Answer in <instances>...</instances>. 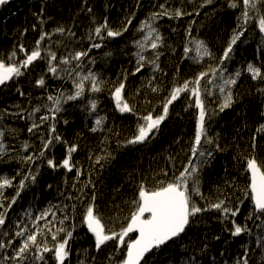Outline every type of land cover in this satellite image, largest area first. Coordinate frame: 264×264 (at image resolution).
<instances>
[{"label": "trees", "instance_id": "trees-1", "mask_svg": "<svg viewBox=\"0 0 264 264\" xmlns=\"http://www.w3.org/2000/svg\"><path fill=\"white\" fill-rule=\"evenodd\" d=\"M22 4V2H19L17 6H12L10 3L6 5L9 6L7 10L10 12ZM162 4L166 6L174 5L185 13L198 12L200 19L192 17V20L189 19L188 21L182 19L179 22L181 25L174 21L168 24L167 29L172 32V37L168 38V42L164 43V46L159 49L162 53L158 61L160 71L154 72L151 65L146 64L143 72L140 73L141 76H133L131 73L134 66L129 62L130 58L124 60L118 56L103 53L100 62L105 63L108 69L98 72L93 71L103 81L102 91L94 93L91 98L84 95V97L75 100L77 111L67 119V124L61 125L64 127L63 130L58 128L60 136L67 141L68 145L73 143L79 145L78 150L72 156V161L77 167L71 172L63 168L53 170L48 168L46 164L39 167L36 182L30 184V190L25 189L21 193L16 204L10 209L5 225L0 227V240L5 243L8 240L14 242L7 249L0 250V264H17L16 261H5L3 259L5 256H13L15 249L22 242L23 237H16L15 233L25 225L31 230L36 222L35 217L46 209H50L55 213L56 220L53 223L56 224V227L60 226L56 221L63 218L65 213L72 215L77 225L73 232V239L69 241L71 256L65 264H80V261H84V264H115V261H119V256L107 253L109 247L96 252L92 235L82 225L83 215L91 202V197L95 195V210L101 216L106 227L118 229L121 222H124L130 213L128 202L133 198L135 190L141 182L149 188H154L157 186V181L161 179L170 180L173 172L178 174L182 170L190 155L189 149L195 137L192 135L196 132L198 109L194 106L195 97L182 93L179 99L169 105L168 116L159 129L163 133L162 136L159 137L157 133L154 139L135 145L127 144L126 141L136 134L137 125L142 122L139 117L149 112H152L153 116L162 113L163 104L166 102V98L169 97L173 87L182 85L184 81L192 80L200 72L208 70L209 66H219V54L222 55L223 49L227 47L230 40L228 37H232L234 34L232 33L233 27L235 28V25H230V18L228 17L218 20L208 15V10L205 8L213 6L215 0L211 4H205L204 0H87V4L83 0H31L27 8L20 9L19 17L16 16L10 20L0 19V41L2 43H14L27 38L28 35H32L36 41L42 33L35 34L36 32L32 30L33 24L39 19L45 20L51 15L58 22L65 24L67 29L70 28L75 32V36L71 38L75 44L79 45L81 40L69 21L78 18L81 15L80 12L82 10L84 12L87 7H91L95 15V19L86 24L87 32H90L96 24L103 22L105 18H107L108 24L112 19L122 21L120 24L109 25L116 30L122 29L126 19L133 14V23L144 21L149 19L152 13L157 12ZM41 9H43L42 17L40 16ZM230 11L234 17L238 18L240 16L234 9L231 8ZM80 22H84L83 17ZM250 25H255V29H249ZM189 27L192 29V37H188L187 33H184V29ZM246 27V32H250L254 37L250 40L241 37L238 41L233 50V53L238 55V61L247 58L255 51L264 52V33L259 30L258 20L250 21ZM136 33L139 34L132 26H129L128 31L125 32V34L130 35ZM191 38L205 39L207 46L214 53V58L209 59L206 57L201 63H196L193 59H186L183 49ZM129 40L125 39L126 42ZM188 46L192 47V45ZM25 48L31 50L29 45H26ZM10 54L11 52L0 47V55L4 59H8ZM189 55L192 56L194 53ZM110 56L111 59L109 60ZM17 57L23 59L24 54L22 52L17 53ZM37 63L41 64L42 60H38ZM85 66L87 65L85 64ZM246 69L247 66L236 67V70L224 73L227 76H234L237 71H240L241 75L237 79L236 85L240 83L245 85L246 94L252 96V101L246 103L239 96L235 98L237 102L232 107L220 112L224 115L223 118L212 117L213 122L209 123L208 121L206 123L208 135L219 144L220 150L216 151L214 145L212 146V158L216 161L210 168L205 164L199 173V176L204 178L205 183L209 180L214 182V185L200 186L204 199L194 197L196 203L202 207L208 203H214L218 199H224V197H228L231 205L235 207L238 204V198L243 199V197L237 196L236 193L238 190L242 191L246 188L241 182V174L245 172L246 167L244 158L254 155L258 163L264 162V134H261L263 137L257 138L256 148L253 150L251 147L253 134L239 129L245 120L252 121V118L256 116L250 114L246 104L255 103L258 109L264 111L263 101L257 96L258 92L253 89L256 87V83L249 81L252 78ZM110 70L114 72L113 75L109 74ZM122 73H127L125 99L134 107L135 114H119L111 96V90L114 85L120 83ZM153 76L155 77L154 80L152 79ZM207 79L202 81V87L204 88L212 87V85L207 84ZM149 81H151L152 87H158L159 91L153 92L152 88L149 87ZM86 87H88L87 84ZM62 90L68 92V87H64ZM20 91L24 93L23 96L20 95ZM36 91V85L23 83L22 77L10 81L9 88L0 87V105L2 106L0 115L3 116V119L0 120V130L5 131V134L8 135L5 143L8 145L11 142L9 140V129H14V143H20L22 146L27 143L29 145L27 154L33 151L38 152L42 148L41 140L26 138L27 127L31 125L32 120L35 119L38 122L40 114H44V111H42L36 113L32 118H28L29 112L33 109L32 104L38 103L35 102L38 99ZM214 92V95L203 96L206 106L214 102L212 108L208 106L212 109V112L217 111L221 103L220 93L215 89ZM31 95L37 96L31 100L27 97ZM92 99L98 101L97 110L106 117L105 122L101 125L102 130L96 132L91 131V128L96 127V125L89 116L88 102ZM180 101L193 105L188 109L194 111L196 117L193 120L188 119L187 110H183ZM18 104L28 107V112H21L25 117V124L27 123L25 135L22 139L16 136L19 128L16 126L10 127V125H14L17 119H21L20 115H10V113L19 114L18 111L12 109ZM5 112L8 118L5 117ZM96 112L93 114H96ZM207 117H209L208 114ZM261 123L263 122L261 121ZM43 136L47 137L44 134ZM65 147L62 143H56L50 152L46 153V156L54 155L57 162H59L65 157ZM107 153L111 155L102 159L99 164L95 163L97 156H106ZM90 156L92 159H89ZM169 157L173 159L170 161ZM40 163V161H37L35 165H31L33 170ZM166 166H169L170 169H167ZM77 168L81 169L84 174L77 177ZM163 171L168 172L166 178L163 176ZM3 177H15L14 187L7 188L4 191L5 196L12 198L15 196V185L22 178V173L15 163L14 154L8 150V146L7 154L0 157V179ZM89 180L95 186L94 188L91 185L84 187ZM49 185L52 187L50 188ZM81 193H83L82 198L77 199V197H81ZM69 196L72 199H68ZM72 205H75V212L70 211ZM250 211H252L251 201L244 200L243 205L240 206V214L235 219L242 224L246 223L250 232L239 237H233L222 229L223 226L220 227L222 222L220 213L217 211L212 210L198 214L195 217L196 223L187 228L175 243L170 242L169 245L159 251L150 253L148 260L156 255L169 252L173 256L169 258L166 264H185L186 261L187 264H237V261L247 251L248 264H264V217L257 219V216L254 215L251 220H248L247 217ZM48 219L52 220L53 218L50 216ZM39 223L43 226L45 221L41 220ZM69 223V221H66L64 226L67 227ZM53 231H55V228H53ZM253 234L259 236L260 243L253 242L252 244L250 242V245L245 244L248 240L246 237ZM132 235L135 236V234ZM217 236H219L218 240L215 239ZM226 236L229 240L232 239L233 242H226L224 240ZM78 237L82 238V241ZM58 238L62 240L63 234ZM38 241L43 243L44 237L38 236ZM47 243L49 247L54 243L51 240V235H48ZM80 245L85 246L86 254L80 255ZM244 245L245 248H242ZM45 256L47 264H55L52 253H47ZM92 257H95V260ZM109 257L112 258L111 262ZM178 257L179 259H177ZM191 257H196V261H192ZM25 264H43V262L35 261L30 256Z\"/></svg>", "mask_w": 264, "mask_h": 264}, {"label": "snow or ice", "instance_id": "snow-or-ice-1", "mask_svg": "<svg viewBox=\"0 0 264 264\" xmlns=\"http://www.w3.org/2000/svg\"><path fill=\"white\" fill-rule=\"evenodd\" d=\"M87 4V0H83ZM10 0H0V7L8 5ZM205 4L213 3V0H204ZM204 6V5H202ZM162 11L152 13L149 19L142 21L139 25L138 31L143 33L141 39L134 41V46L137 51L134 53L136 57V65L133 72V76L143 72L146 64L151 65L152 70L160 71V65L158 63L160 55L162 54L159 49L164 46V38L159 32L158 27H155L151 21H155L158 18L168 16L169 18L181 17L184 15H191V13H185L184 11L177 9L174 14H170L165 5H160ZM229 8L236 9L241 8L240 16L237 18L242 21L238 24L237 29H234V34L230 38L227 47L224 49L220 60L219 66L211 67L208 70L200 72L190 81H184L182 85L172 88L169 97L166 98V102L163 104L162 113L153 116L152 112L139 117L141 123H138L136 134L129 140L127 144L135 145L138 143H145L154 139L159 132L160 125L167 118L169 112V105L180 98L182 93H187L191 97H195L194 106L198 109L197 125L194 140L189 149L190 155L187 163L183 165L182 170L177 174L173 172L172 179H161L157 181V186L154 188L147 187L141 182L133 198L128 202L130 206V213L125 218L124 222H121L118 229L112 227H106L102 222L101 216L95 210L96 197H91V202L88 204L86 211L83 215L82 225L86 227L88 233L93 237L94 248L96 252H100L108 247H113L116 252L122 253L121 258L116 264H148V257L150 253L159 251L161 248L169 245L170 242L175 243L178 238L185 233L186 229L196 223L195 217L198 214L206 213L212 210L220 213L221 222L225 223V230L230 232L233 237H239L246 232H250L245 224H239L236 222V217L240 214V206L243 205L244 200H250L252 205V211H250L247 219L251 220L255 215L257 219L264 217V162L257 161L256 157H245V172L249 174L250 180L248 186L243 189V199L238 198V204L233 207L228 197L224 199H218L214 203H208L206 206H200L196 203L194 197L199 196L204 199L203 193L200 191V178L199 173L202 167L209 163L210 158L213 157V148L219 151V144L216 143L211 136L208 135V128L206 125L207 110L203 99L205 95H214V89L218 90L221 96V103L218 106V112H224L225 109L232 107L237 102L234 98V94L231 86L237 84V79L240 77L241 72L237 71L234 76H224L223 73L227 71L226 61L231 59L234 47L241 37L244 36L247 31L246 25L253 20H258V27L261 33H264V0H230ZM88 13L92 12L91 7L85 9ZM199 15V13H196ZM43 15V9H41L40 16ZM134 14L126 19L124 27L120 30H113L107 21V18L103 22L96 24L88 34V40L92 41L93 38H98L100 41H104L107 38H116L122 36L128 31L129 26L132 25ZM44 21L41 19V24ZM27 31V30H25ZM67 34L69 36H75L70 28L65 29L60 26L54 29L53 33L43 32L39 39L36 40V46L31 51L26 49L22 44L19 46V51L24 54L23 59L17 57V52L14 50L8 57L9 62H5L0 59V86H6L9 81H13L25 74L34 62L38 60L47 61V72L51 73L58 79L68 78L72 80L74 90L71 93L65 94L60 91L58 95H47L48 103L43 105L47 114L39 117V122L35 119L32 120L31 125L27 128L29 133L39 132L42 126L52 121L49 124L48 135L45 138L41 134L42 148L38 152H31L26 156H20V161L23 164L29 165L25 170L24 175L15 185L16 193L12 198H8L4 195V191L7 188L14 187L13 178L3 177L0 179V227H3L8 218V213L12 206L16 204L17 199L21 193L29 184L36 182L37 175L39 174V167L46 164L48 168L53 170L65 169L68 172L73 171L76 168V164L72 161L73 153H75L79 145L73 143L67 144V141L62 136L56 133L55 121L59 113L64 108L63 105L69 101L78 100L85 95L86 84L88 85L87 91L90 93H98L102 91L103 81L97 73L90 69L85 73L83 71V60L89 56L92 49H100L104 47L103 43L93 42L89 48L81 51L67 50V54L58 58L57 53L51 51V49H42V42L45 39H51V35L59 33L61 35ZM187 36L192 37L191 27L187 31ZM188 45H192L189 47ZM149 49L153 50V57L149 58L144 53ZM184 57L186 59H193L196 63H201L204 58H214V53L206 45L203 40L191 38L183 49ZM190 53L194 55L190 56ZM111 55V53H107ZM89 64H94V60H89ZM64 67L61 68L60 66ZM247 72L251 74L253 80H261L264 82V71L261 67H257L252 63L247 64ZM63 73V75L61 74ZM207 79V84L212 85L210 88L202 87V81ZM154 80L155 77L153 76ZM127 82V73H122V78L118 85H114L111 90V96L114 99L116 109L121 113H133L135 109L125 99V88ZM215 82V83H214ZM36 85L41 88L46 87V81L43 77L35 81ZM149 87L153 92L159 91L158 87H152L151 81H149ZM19 91V90H18ZM258 91L264 95V88H259ZM20 95L24 93L20 91ZM88 106L92 113H95L98 107V101L92 99L88 102ZM190 103L188 107H192ZM187 110V109H185ZM41 112V106H36L29 112L28 118H32L35 113ZM10 115H19L18 113H10ZM264 116V112L261 113ZM24 118V117H21ZM3 116L0 115V120ZM106 117H98L95 119L96 127L91 128L92 132L102 130ZM68 123L67 120L64 121ZM14 131V130H12ZM256 133L264 134V123H261L256 129ZM5 131L0 130V157L7 154V147L4 144ZM257 136L253 135L251 138V147L253 150L256 148ZM56 143H62L65 147V157L57 162L54 155L46 156L51 148ZM24 151L27 152L29 145L24 143ZM107 153L106 156H97L95 163L99 164L102 159L110 156ZM89 159H92L90 156ZM170 161L172 157L168 158ZM37 161H40V165H37L33 170L31 165H35ZM83 171L77 168V177L83 175ZM163 176H168L167 171H163ZM91 185V180L88 181L84 187ZM191 185V188H190ZM51 188L52 186L49 185ZM75 187V185H73ZM77 197V199H81ZM72 199V197H68ZM67 207V206H65ZM71 212H75V205H72ZM52 220H49V217ZM45 223L40 225V221ZM56 220L55 213L50 209H46L39 213L35 217V223L30 230L26 225L15 233L16 237H23L19 247L15 249L13 256H5V261H16L17 264H25L31 256L35 261L43 262L47 264V253H52V258L55 264H65L66 260L71 256V248L69 241L73 239V232L77 225L74 222V217L65 213L63 218L56 221L60 226L56 227L53 221ZM69 221V225L65 227V222ZM227 224H231V228L227 227ZM51 225V227H50ZM55 228V231H53ZM63 234V239L58 237ZM132 234H135L133 236ZM7 235V233H5ZM51 235V240L54 242L51 247L48 246L47 237ZM38 236H43L44 241L41 243L38 241ZM219 239V236L215 237ZM14 242L8 240L5 243L0 240V250L7 249L12 246ZM206 247V246H205ZM87 250H85L86 252ZM95 260V257H92ZM179 259V257L177 258ZM192 261H196V257L190 258ZM248 253L244 252L243 256L237 261V264H248ZM111 262L112 258L109 257ZM80 264H84V261H80ZM187 264V261L185 262Z\"/></svg>", "mask_w": 264, "mask_h": 264}, {"label": "bare ground", "instance_id": "bare-ground-1", "mask_svg": "<svg viewBox=\"0 0 264 264\" xmlns=\"http://www.w3.org/2000/svg\"><path fill=\"white\" fill-rule=\"evenodd\" d=\"M31 0H10V3L12 4V6H17V4L19 2H22L23 4L15 9H12L10 12L7 10L9 6H3L0 7V19L1 20H10L16 16L19 17V11L20 9H24L27 8L28 3ZM9 3V4H10ZM230 3V0H215V4L213 6H208L205 9L208 10L207 13L208 15H210V17H213L215 19L218 20H223L226 17L230 18V25L234 26L233 27V31L232 33H234V29H237L238 24L241 23L237 17H234L233 14L231 13L230 9L228 7ZM21 4V3H20ZM93 5V4H92ZM94 6V5H93ZM165 7L169 10L170 14H174L175 10H177V8L174 5H165ZM10 9V8H9ZM83 11V10H82ZM80 12L81 15L78 18H74L72 20H70L69 22L72 25V28L77 32L81 42L79 45L75 44L74 41L72 40L71 37L73 36H69L67 34V32L63 35L59 34V33H55L53 36H51V39H45V41L42 42V49L47 50V49H51V51H54L57 53L58 58L62 57L61 55H66L67 54V50H71V51H81V50H86L89 48L90 44L93 42H100L104 44V47L100 48V49H92L91 52L89 53L88 57H85L82 64H83V71L86 73L89 69L91 71H101V70H107V65L105 63H101L100 60L102 58V55L104 52L106 53H111V55L114 56H118L121 59L127 60L129 59V62H131V64L135 67L136 65V57L134 55V53L137 51V49L134 46V41L141 39L143 36V33L138 31L139 25L141 23L140 22H135L133 23L131 26L137 30L139 32L136 33L135 35H130V34H123L122 36L116 37V38H107L104 41H100L98 40V38H93L92 41L88 40V34L89 32H87L86 29V24L87 22L93 21L95 19V15L93 12L88 13L87 11L84 10V12ZM159 11H162L161 8H159ZM235 12L237 13H241V8H236L234 9ZM191 13V12H188ZM50 15V14H49ZM83 17L84 22H80V19ZM151 17V16H150ZM149 17V18H150ZM192 17L195 18H199V16L196 13H191V15H184L181 17H175V18H169L168 16L165 17H161L156 19L155 21H151L150 23H153V25L155 27H158L159 32L161 33L162 37L164 38V43L168 42V38L172 37V32L170 30L167 29L168 24L171 21L174 22H180L182 19H185L186 21H188L189 19L192 20ZM44 23L41 24V19H39L35 24H33L32 30L33 32H36L35 34L38 33H43V32H54V29H56L57 27H64L65 29H67V27L65 26V24L60 23L57 21V19L53 16H49L47 17L45 20H43ZM122 21H119L117 19H112L109 23V25L113 26L115 24H120ZM181 25V23H179ZM110 26V27H111ZM178 26V25H177ZM113 30H116L115 28L111 27ZM255 29V25H250L249 29ZM189 28L184 29L185 32L187 33ZM192 30V29H191ZM261 36V34H260ZM246 39H252L254 37V35L250 34V32H245L244 36ZM231 38V37H228ZM125 39H130L129 41H125ZM211 39V38H208ZM126 43H125V42ZM203 41L206 43V40L203 39ZM244 41V40H243ZM36 41L34 40L32 35H28L27 38L25 39H21L19 41H15L14 43H2L0 41V47L6 49L8 52H12V51H16L17 53H20L19 51V46L22 44L24 47H26V45H29V47L31 48V50L33 48H35L36 46ZM246 42V41H245ZM238 43V42H237ZM207 45V44H206ZM66 46H68L67 50H66ZM209 47V46H208ZM210 48V47H209ZM225 49V48H224ZM223 49V50H224ZM29 50V51H31ZM60 54V55H59ZM146 56H148L149 58L153 57V50L149 49L148 51H146L144 53ZM219 56L221 57V54H219ZM0 59H3L5 62H9L8 59H4L1 55H0ZM94 60V64H89V60ZM111 59V56L109 57V60ZM237 61V62H235ZM231 64V65H226L227 71L230 70H236V67H246L247 64L252 63L257 67H261L262 71H264V52H257L255 51L254 53H251L250 55H248L247 58L238 61V55L236 53L231 54V59L229 61H226L225 64ZM85 64L87 66H85ZM61 68H63L64 66L61 65ZM31 69H29L28 71L25 72V74L23 76H21L23 78V83H30V84H34L36 85L35 81L33 78L36 79H40L41 77H43L46 81V87L41 88L38 85H36V94L38 95H31V96H27L29 99L33 100L35 96L38 97L37 101L38 103H33L32 106L33 108L36 106H41V112L44 111V114H40L41 115H45L47 114L46 109L43 108V105L47 104V95L52 94V95H58L60 91H63L65 94L67 93H71L74 90L73 84H72V80L68 79V78H64V79H58L56 77H54L51 73L47 72V61L46 60H42L41 64H38L37 61L34 62V65L30 67ZM112 73L114 72H109L110 75H113ZM63 75V73H61ZM139 76H141V74H138ZM137 75V76H138ZM224 76L227 77V75L225 73H223ZM26 77V78H25ZM250 82H255L256 83V87L253 88L255 91H257V96L259 98H261V101H263L264 104V95H262L258 89L259 88H264V82H262L261 80H249ZM10 82V81H9ZM9 82L6 86H0L2 88H9ZM28 85V84H26ZM64 87H68V92H65L64 90H62ZM233 94H234V98H238L239 96L245 100L246 103H248L249 101H252V96H250L249 94H246V89H245V85L243 84H238V85H234L231 86ZM38 92V93H37ZM40 93V94H39ZM85 95L93 97L94 93H90L89 91H87V87H86V91H85ZM106 98V96H104ZM27 102V101H26ZM22 103V102H21ZM180 103H182V107L183 110L187 109V117L188 119L193 120L196 116L194 114V111H189V107H188V103L187 102H182L180 101ZM247 108L250 110V114H254L256 115L254 118H252V121H247L245 120L243 122V124H241V126L239 127V129L245 130L246 132L256 135L257 138L263 137V135H261L260 133H256V129L259 127L260 122L262 121L264 123V116L261 115L262 110L256 106L255 103H250V104H246ZM76 103L74 101H69L67 104L63 105L64 110L59 113V117L57 115L56 117V121H55V128H56V133L59 134V129H62L64 127H62L61 125L64 124V121L69 119L70 116H72V114L77 111L76 110ZM0 108H2V106L0 105ZM12 109H14V111H18L20 118L24 117V115H22V111L23 112H28V107L25 105H19L18 106H14ZM206 110H207V114H208V118L206 119V123H211L213 122V118L212 117H220L223 118L222 116H224L223 114H220V112H218V110H214L212 112V109L208 106H206ZM98 111V110H96ZM39 112V113H41ZM264 112V111H263ZM212 113V116H211ZM36 114V113H35ZM38 114V113H37ZM120 114V112H119ZM89 116L92 120V122L95 123V119L98 117H105L102 113H100L99 111L96 112V114H93L91 111H89ZM211 116V117H210ZM5 117H7V113L5 112ZM25 118V117H24ZM24 118L21 119H17L14 122V125H10V127L13 128V126H16L19 128L18 133L16 134V136H19L20 139H22L25 135V127L27 126V123L25 124L26 120H24ZM5 120V119H4ZM7 120V119H6ZM106 120V119H105ZM104 120V122H105ZM197 120V118H196ZM8 121V120H7ZM38 122H39V117H38ZM103 122V123H104ZM53 123L52 121H49L47 123H45L41 130L39 132L36 133H29L27 132V137L26 138H33V139H38L41 140V134L43 133L45 136L48 135V127L49 124ZM28 128V127H27ZM59 128V129H58ZM14 129H9V134H10V138L9 140L11 142H9V144L7 145L5 142L7 141L6 137H8V135L5 134L4 137V144L6 145V147L8 146V150H10L14 156H15V163L16 165L20 168V171L22 173V176L25 173V170L29 167V165L23 164L20 161V156H26L28 155L27 152L24 151V148L22 146V144L20 143H14L13 141V132L12 131ZM60 135V134H59ZM159 137L163 135V133H161V131L158 132ZM227 135V133H226ZM192 136H195L192 135ZM25 138V139H26ZM191 139V138H190ZM36 148V147H35ZM216 160H214L213 158L209 160V163H207L208 167H212L214 165ZM167 169H170L169 166H166ZM200 178V186L202 185H214L213 180H209V181H204V178H202L201 176H199ZM250 180V176L248 173L244 172L243 174H241V182L245 185V187L248 186ZM26 190H30V184L25 188ZM202 191V190H201ZM41 192V191H40ZM43 194V192H42ZM237 196L239 197H243V190H238V192L236 193ZM46 195V194H45ZM195 198H200L199 196H196ZM237 223L242 224L240 221L236 220ZM243 225V224H242ZM223 226V230L227 233H230L228 231L225 230V223H222L220 225V227ZM228 228H231V224H227ZM249 232L244 233L243 235L247 234ZM80 238V237H78ZM225 241L228 243H232L233 240L232 239H228V237H224ZM246 238H248L247 242H245V244H249L250 242L253 244V242H255L256 244L260 243V238L257 234H253L252 236H247ZM80 240L82 241V238H80ZM81 243V242H80ZM245 248V245L242 247ZM79 251H80V255H84L86 254L85 252V246L80 245L79 246ZM108 254L111 255H117L121 258L122 253L120 252H116L115 249L113 247H109L107 250ZM173 256L171 254L168 253H164L162 255H156L153 258L148 260V264H166L169 261V258ZM118 261H115V264Z\"/></svg>", "mask_w": 264, "mask_h": 264}, {"label": "rangeland", "instance_id": "rangeland-1", "mask_svg": "<svg viewBox=\"0 0 264 264\" xmlns=\"http://www.w3.org/2000/svg\"><path fill=\"white\" fill-rule=\"evenodd\" d=\"M214 83H215V82H214ZM219 95H220V94H219ZM220 102H221V100H220ZM213 104H214V102H213ZM213 104H212V103H209L208 106H210V107L212 108Z\"/></svg>", "mask_w": 264, "mask_h": 264}]
</instances>
